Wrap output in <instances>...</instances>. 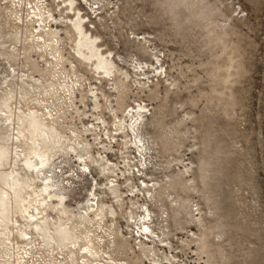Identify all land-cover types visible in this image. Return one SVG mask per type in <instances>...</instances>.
I'll return each mask as SVG.
<instances>
[{"label": "rangeland", "instance_id": "374dc122", "mask_svg": "<svg viewBox=\"0 0 264 264\" xmlns=\"http://www.w3.org/2000/svg\"><path fill=\"white\" fill-rule=\"evenodd\" d=\"M0 147L30 199L45 148L75 239L0 234V264H264V0H0Z\"/></svg>", "mask_w": 264, "mask_h": 264}, {"label": "bare ground", "instance_id": "6f19581e", "mask_svg": "<svg viewBox=\"0 0 264 264\" xmlns=\"http://www.w3.org/2000/svg\"><path fill=\"white\" fill-rule=\"evenodd\" d=\"M74 28H75V30L78 31L79 35L82 38V39L80 38L82 40V48H86L89 51V53H90L89 58H97V62H98L97 67L103 68L107 74H110L111 71L109 70L110 67H109V64L107 63V60L103 59L102 56L95 51L96 47H95L94 43L91 42L90 39H88L87 36L84 34L81 19H79L76 23H74ZM8 120L14 122V120H12L11 117H7V121ZM25 121L27 123L26 127H25L24 131L19 129L18 137H16L17 140L24 139V141H26V144L29 145L30 143H33L35 141L37 142L38 138L46 140L47 138H49L51 136L50 135L51 132L49 133V130H50L48 128L49 126L45 125L43 122L38 120L35 116L28 115L25 117ZM13 122H12V124H13ZM13 140H15V138ZM40 143H41V141H40ZM43 149H45V148H43ZM43 149L42 150L27 149L26 151H23L22 153H19L17 151L15 152V155L17 156V158L23 162V166L27 170H29L28 172L29 173L30 172L36 173V175L38 176L37 178H39L42 181L41 183L43 184V188L41 189V191L39 193L34 191L33 195L35 196V198L30 199L31 197H33L31 194H30V196L28 195V197L24 196L25 189L27 187L28 188L32 187L29 184L30 182L28 181L29 183H26L27 179L25 180V182L23 180H21L19 178L18 171L17 172H15V171L9 172L8 171L9 172L8 173V172L2 170L3 161L8 156L7 155L8 152H7L6 148L0 147V234L5 235L8 238V240H10V237L14 236L13 233L15 230L16 233L18 234V236H20L22 239L26 240V239H28V236L31 233L33 234V232L34 233L35 232H42L41 234H43L44 237H47L45 239L42 236L45 239V241L47 240L48 242H50V243H48V245L51 243H53V244L55 243V244H58L60 247L66 248L69 243L75 244V242H74L75 239L72 235L73 232L71 233L72 229L70 231V229L65 227L66 225L64 226L62 224H58L57 226L53 227V228H55L53 231L55 233V235L53 236L52 235L53 229L49 228V225H48V216L47 215L49 213L46 215L47 209H49V210L51 209V210L56 211V209L58 207L62 206L63 204L65 205V203L63 202L65 198L63 197V195L59 191L60 188H58L57 183H55L53 181V178L49 177L48 175H45V168L48 166V164H50L49 163L50 157L48 156L47 151H45ZM7 159H9V158H7ZM48 168H49V166H48ZM4 170H5V168H4ZM27 170H25V171H27ZM47 170H46V172H47ZM50 172H51V170H50ZM47 173L49 174V172H47ZM54 201H55V203L58 202L59 204L54 205L53 204ZM58 210L60 211V209H58ZM59 211H58V214L61 212V211L60 212ZM62 213H64V210H63V212L60 213V215ZM100 215H102V213ZM18 216L21 217L22 219L26 220V227L24 226V228H26L25 230H23L22 228L20 229L19 227H16V225L18 223V219L15 221L14 217H18ZM50 224H51V222H50ZM10 225H12V227H13V229H11V230H9ZM24 225H25V223H24ZM18 226H19V224H18ZM144 226H146V224H144ZM144 232L146 233V235L149 234L150 227L147 226V228L144 230ZM37 234H39V233H37ZM9 242H12V241H9ZM6 244H8V243H6ZM8 246H10V244ZM14 246H15V243H14ZM90 247H92V246H90ZM6 248H8V247L6 246ZM50 248H53V247L51 246ZM9 250H11V248ZM91 250H90V248L86 249V252L84 254L90 255L92 257L93 253H95V252L92 253Z\"/></svg>", "mask_w": 264, "mask_h": 264}]
</instances>
